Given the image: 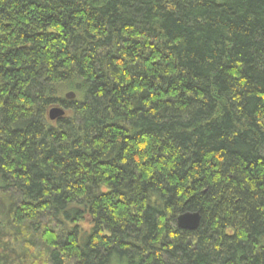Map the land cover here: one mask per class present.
Listing matches in <instances>:
<instances>
[{"label": "trees", "instance_id": "16d2710c", "mask_svg": "<svg viewBox=\"0 0 264 264\" xmlns=\"http://www.w3.org/2000/svg\"><path fill=\"white\" fill-rule=\"evenodd\" d=\"M0 264H264V0H0Z\"/></svg>", "mask_w": 264, "mask_h": 264}, {"label": "water", "instance_id": "95a60500", "mask_svg": "<svg viewBox=\"0 0 264 264\" xmlns=\"http://www.w3.org/2000/svg\"><path fill=\"white\" fill-rule=\"evenodd\" d=\"M75 98L73 93H67L65 99L71 101ZM64 111L59 107H54L48 112V119L50 121H55L63 117ZM200 217L197 213H185L177 217L176 227L177 229L192 232L199 226Z\"/></svg>", "mask_w": 264, "mask_h": 264}]
</instances>
